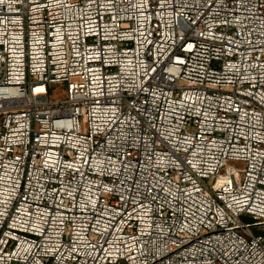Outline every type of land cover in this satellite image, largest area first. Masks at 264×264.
<instances>
[{"label":"built area","instance_id":"1","mask_svg":"<svg viewBox=\"0 0 264 264\" xmlns=\"http://www.w3.org/2000/svg\"><path fill=\"white\" fill-rule=\"evenodd\" d=\"M0 264H264V0H0Z\"/></svg>","mask_w":264,"mask_h":264},{"label":"rangeland","instance_id":"2","mask_svg":"<svg viewBox=\"0 0 264 264\" xmlns=\"http://www.w3.org/2000/svg\"><path fill=\"white\" fill-rule=\"evenodd\" d=\"M52 97L53 98H57L58 97V95L56 94V93H54L53 95H52ZM233 167H235L236 169H238V170H241L242 168H243V163H241V162H237V161H231V162H229Z\"/></svg>","mask_w":264,"mask_h":264}]
</instances>
